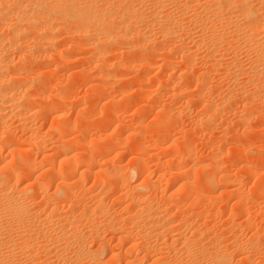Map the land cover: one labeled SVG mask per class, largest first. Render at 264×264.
I'll return each mask as SVG.
<instances>
[{
  "label": "rangeland",
  "instance_id": "obj_1",
  "mask_svg": "<svg viewBox=\"0 0 264 264\" xmlns=\"http://www.w3.org/2000/svg\"><path fill=\"white\" fill-rule=\"evenodd\" d=\"M113 1L107 0V3H105L104 0H99V3L101 2L100 4L103 6L104 4L102 2H104L105 5L107 4V7H110L113 3L116 4L122 1L121 5L124 4V6L132 9L135 5H140L143 1L145 2L146 7H144V2L142 3L143 9H147L142 11L143 14L146 12L142 19L145 23L141 24L140 20L136 24L138 31H141L140 33L145 35L143 37L146 38L142 40V37H138V39H141V43L137 42V37L136 39L132 37L133 39L129 41L126 40L129 45L125 40L123 44V39H121V42L120 40L110 41L104 31H102L103 34L100 32L103 29L97 30L94 28L96 32L99 31L97 34L95 31H91L92 28H88L90 25L84 27L86 28V37L82 36L83 32H81V35L80 33H74L72 35L73 26L65 23L62 27L63 29L61 28V35L60 32L54 35L57 40L50 34V36L47 35L48 32H41L42 35L37 31L30 32L31 34H29H33L32 36L26 35L27 37H18L19 41L26 37L27 42L26 40L20 41L22 46L19 45V48H17L18 51L13 52L9 48L15 50L18 45L9 42L6 38H9L8 35L10 36L11 33L7 29H5V32L4 28L2 27L1 29L0 27V40H3L2 37H4L7 43L12 44L11 46V44L9 45L4 42L5 50H3V54L5 53V55L3 56L5 58L2 56L4 62L8 61V64L12 62L13 64L11 63L10 65L13 68L15 67L16 71L17 65L24 63V60L20 58L28 50L30 52L26 54L29 55H24V58H26L25 61L30 59L31 61L29 62L32 63L34 60L32 64L25 62V64L29 63L31 66L25 64L23 66L20 65L22 67L20 71L23 70L21 73L17 70L19 72L18 74L15 72V75H19L17 76L18 80L17 78L14 79L16 82L13 80V85H11L18 86L20 84L18 87H21L22 93L25 92L26 100L22 99L23 109L14 112L9 111L5 117L6 121L5 118L2 120L3 122L0 121V123L2 122L0 124V126L2 125L0 127V145L4 147L0 151V154L2 153V156L0 155V167L2 166L0 168V174L10 170L12 166L21 171V174L18 175L19 180L18 178H13L14 180L11 179L12 182L10 181V183H13L12 186L18 192H20L19 190L22 192L27 189L32 194V191L28 188L31 186L36 187L35 191L37 189V194L34 193L32 194L33 197L29 196L28 198L29 200L31 199L30 204L37 205L36 207L38 208H46L52 200L53 195L51 194H54L58 190L59 180L56 181L54 179V174L59 170H61V173L63 172L61 175V179L63 180L61 181L65 180L64 182L67 183V185H61V190L66 186L69 189L67 193H62L65 197H61L60 203H57L60 206L56 204L58 208L60 207V210L58 209L54 213H49L41 209V211L35 213H24L22 220L24 225H30L36 230V233L34 231L29 233L30 238L26 236L20 240L17 237V230L21 227V222L17 218L11 216L3 220L7 221L5 224L9 223L12 225V236H14V239L16 238L18 244L16 246H24L23 248H16L17 251L12 256L13 259H11L14 262L11 264H18L20 260L22 264H37L36 261L41 260V255L43 256V254L40 253H44V249H38V251L35 247L37 244L44 243V240L41 238L42 225H46L47 228L52 227L55 218L59 221L61 220V223H64L66 227L63 224H61V227L63 225L65 229H67V226L69 227L72 221H77V224L84 226L81 231L82 234H85L84 230L90 225L89 222L91 220H88L89 218L93 219L91 224H98L100 221L102 223L105 219V222L108 219H113L115 221L117 220V222L119 221L120 223H118L121 227L122 224L125 227L127 225L130 226L132 224L130 221L139 219L140 215L133 217L131 215L133 212H129V214L128 211H123L124 207H130L131 205L130 196L127 198L128 194L126 192L131 193L132 190L135 191L133 188L140 183L146 186L141 190L146 197L154 201L163 199V202H165L163 205L172 204L169 202V199L171 197L175 198L174 201L171 199L173 203L175 202L171 206V209L173 210L174 208V210L166 214L164 219H167L166 221L170 219L173 223L176 222V225L183 224L181 230L182 232L184 230L183 237H194L193 239H195V242L191 245V251L195 250L193 253L196 255L199 253H196V251H199L203 245H207L211 251L218 250L217 252H221L223 255L227 253L225 255L227 257L226 263L223 264H264V88L260 90L261 94L263 93L260 95V91L258 90V85L261 84L260 81H256V83L255 81L245 83L241 77L234 80L237 83L232 82L233 79L228 76H231L230 73L233 71V66L237 65V63L239 64L241 60H244L242 56L239 57L238 55L237 57V53H233L232 51L231 53L233 55L229 53L224 57L225 60L221 58L218 62L215 59L216 56H219L217 53L209 52L210 54H208V50H205V48L208 44L209 47L210 45L212 46L213 42L214 44L217 43L215 44L216 46L220 45L219 43H223L227 47L228 45L230 46L229 41H226L228 38L223 37L226 39L224 40L220 37L219 39L220 33L218 26V29L217 27L214 28V34L211 33L214 37H211V40L215 39L211 43L210 36L212 35L209 32L213 30L208 31L210 28H206L207 31H202L204 34L201 33V38L203 39L197 40V36L193 37L190 34H186V30L188 33L190 32L189 29H192L191 24L183 22H181L183 24H177L179 22L176 20L175 23L168 22L166 14L174 13L173 10H175V7L179 6V0L175 7H173V2L169 3L173 6L171 5L170 7L168 4L169 7L166 9L167 11H164L165 14L163 11H160V13L163 12V17L160 13L157 17H159L161 23L159 19L156 23H152V21L155 22L157 20V17H152L154 7L151 4L155 2L153 0H142L141 2L138 0V4H136L137 0H131L132 2L129 5L130 0H127L128 2L126 0L124 1L127 3H124L123 0ZM130 5L134 6L132 7ZM149 5L153 7L152 10ZM176 10L175 14H178L180 12L179 8ZM110 14L112 15L113 13ZM115 15V18L119 17ZM146 18L147 21L150 18V23L146 21ZM115 20H113L114 24L110 22L112 24L109 23V25H116L117 23L115 22H118L119 19L117 21ZM120 20L122 22L121 18ZM120 20L118 27L121 25ZM165 24H167L166 26L170 24V28L173 26L171 30L178 29L177 32H174V35L173 32L169 33L170 35H166L162 31L165 29ZM66 25L68 27H65ZM180 26H183L184 30L179 34V30H182ZM91 27L93 26L91 25ZM114 27L112 28L114 29ZM150 27L153 29L151 30ZM217 30L219 35L215 33ZM89 31L92 33H89ZM36 32L40 33L39 35L43 37L41 38ZM87 33L89 36L91 35V38ZM151 33L156 35L154 36ZM94 34H97L98 38ZM29 36L30 38H28ZM147 36L148 38H153L147 39ZM83 37H85L84 40ZM18 38L15 39L18 40ZM39 39H43L42 42ZM52 39L55 44H50L49 41L53 42ZM207 39L208 41H206ZM221 39L226 43L220 42ZM44 40H48L47 43ZM38 41L41 44L44 42L41 45L42 47L38 45ZM107 41L112 43L106 44L108 43ZM113 41L116 43L114 44ZM199 41L203 42L202 47H197ZM147 42L149 45L146 44ZM25 43L29 44V47L34 46L33 49L35 48V44L38 46H36L35 50L32 49L33 51H31V48ZM45 43L49 46H45ZM205 44L206 47H204ZM143 45L145 46L143 47ZM20 47H27L25 48L26 51L23 49L19 50L21 49ZM19 52L21 54L18 58ZM7 53H9V56ZM211 53L213 54L212 59ZM234 55L236 56L235 58L233 57ZM7 57L10 58L7 59ZM14 62L16 66H14ZM216 62L217 64H215ZM214 64L215 66L219 64L218 68L213 66ZM232 64L233 66L229 67ZM17 68L19 69V66ZM21 78L26 82H22ZM240 79L243 81H240ZM39 82L40 84H38ZM14 83L19 84L14 85ZM238 83L239 85H243H240V87ZM34 84L36 87H33L35 86ZM24 87L27 88L24 89ZM239 88H242L243 92L242 90L237 92ZM231 92L235 95L234 99L225 101L227 95ZM244 92L247 96L244 95ZM16 112H18L19 117L16 115ZM20 112L24 114V117H22L26 120L22 121V117L20 118L22 114ZM207 117L209 118L207 122L205 121L206 119L204 120L205 122L203 120L201 121V119ZM7 123L8 125H6ZM154 126H158L159 128L157 133H153L152 131ZM3 127L4 130H1ZM163 127L164 129H161ZM158 138L162 140L159 141L160 139ZM31 142L37 143V149L28 155L27 151L30 148ZM92 144L96 145L95 150H93L94 152L90 150ZM182 144H185L184 147H182ZM143 148L144 150L142 151L141 149ZM188 148L191 149L189 150ZM187 151L191 153L189 154ZM135 156L140 159L136 160L138 162L137 164L143 166L145 170V172L143 171L139 175L136 169ZM175 158H178L180 161L178 164L180 167L178 166L176 168L181 172L180 178L170 168ZM216 158H218V161L214 162L215 160L213 159ZM28 159H32L36 169L32 173H23V163ZM88 164L91 165L89 166ZM145 165L147 166L146 169L144 167ZM213 166L216 168L214 169ZM133 171L134 173H132ZM127 175L130 176L129 182L131 181L129 186L126 184L127 182L123 181L125 179L124 176ZM228 176L229 179H227ZM230 177L233 179L231 181L234 184L228 181V184L225 185L227 183L226 180H230ZM223 178H226V183ZM53 179L54 182H52ZM111 180L115 181L114 184L116 187L113 190L109 189L110 186L107 187ZM187 181L197 189L201 188L202 190L203 188L202 191L200 190L203 193L208 190L206 189V184H212L214 182L213 184L215 185L212 184L210 192H205L208 195L209 193L210 195L214 194L210 197L208 196L209 198L207 196L205 198L204 195H199L200 198L192 191H188V188L180 187V183L186 185ZM49 182L51 183L49 188L43 189L45 184ZM148 182L156 184L159 191L155 189L157 190L155 192V190L148 188ZM201 184L202 187H200ZM15 186H18V188ZM179 187L182 188L181 192L183 191L184 197L180 205L177 202L180 197L178 195L180 193L178 191L180 189ZM96 193L103 197L102 202L104 203L95 213L92 209L97 206L98 202L91 198ZM121 193L127 194L125 195L126 198ZM29 200L27 201L28 204ZM42 200L45 204L47 201L49 202L45 205L41 202ZM237 200H242L240 204L243 205H239L240 201L236 202ZM40 203L41 205L43 204L41 207H39ZM178 206L180 209H178ZM87 208L91 210L89 209V211ZM84 210L88 212L86 213ZM207 212H211L213 215H209L211 213ZM92 215L96 217V221H94L95 217ZM108 215L112 217L109 218ZM81 216L84 217L82 218ZM78 218H82V220H78ZM85 218L86 220H84ZM63 220L66 221L62 222ZM84 221L88 222L86 223ZM230 224L233 225L232 227L237 228H234L235 230L229 229L231 227ZM185 226L190 228L186 229ZM201 227H204L206 230L200 229ZM196 228H199V230L195 231ZM109 230H105V228L95 230V233H100L94 234L95 236L92 234V237L91 235L86 237L88 248L86 247L85 250L87 251L89 249L92 253H97L98 251L97 255L99 254V259L102 264H167L168 260H170L168 262L173 260V263L177 264L178 262L175 261L179 260L177 259L178 256H181L178 250L179 247L169 248L170 244L168 243L171 240L169 242V239H165L168 241L166 245L168 246V248L166 247L168 250L165 248L166 253L163 251L164 253L160 252L162 254H159L158 252L152 256L153 258L151 257V260H144V262L141 260L143 253L142 246L139 244L140 240L138 236L140 235V231L138 229H133L130 233H126V229H118L120 231L115 229V232H109ZM46 232L49 239L48 249L54 244L53 242L57 238L64 240L67 237L63 238L61 236V230L59 229L57 231L50 230ZM69 232L71 231H66V234L72 237L74 233L71 235ZM81 232L79 233L81 234ZM120 235H124V237L121 238ZM94 237L95 239L97 238L96 241ZM125 239H128L126 241L128 244H125ZM234 239L239 240L241 245H232L231 242ZM62 240L61 242H64ZM89 241H93L91 243L92 245ZM216 244H219L218 247ZM27 245L28 247L26 248ZM31 245L35 246L33 247L34 249H30L32 247ZM1 246L0 249L5 250ZM69 247H71H67L69 252L67 250L65 252H68L67 255H71L74 261L76 249L74 250V246ZM171 251L173 254H171ZM32 252H36V254L39 252V256L37 255L33 258L31 256ZM177 254L179 255L177 256ZM208 254L206 252L204 256L206 260H210L209 263L203 260V255L200 256V260L196 263L211 264L212 258ZM174 255L175 257H173ZM244 256L247 258L246 260H243L245 259ZM71 257L69 256V258ZM229 257L231 258L228 259ZM242 257L243 259H241ZM31 259L35 261L33 262ZM99 259L93 256L89 264H98L97 261ZM180 262L178 264H182ZM72 263L74 264L76 262ZM55 264H61V261H56ZM212 264L216 263L213 262Z\"/></svg>",
  "mask_w": 264,
  "mask_h": 264
},
{
  "label": "bare ground",
  "instance_id": "obj_2",
  "mask_svg": "<svg viewBox=\"0 0 264 264\" xmlns=\"http://www.w3.org/2000/svg\"><path fill=\"white\" fill-rule=\"evenodd\" d=\"M101 1V0H100ZM107 1V0H106ZM105 0H104V2L105 3H107ZM109 1H111V0H109ZM115 1V0H114ZM113 1V2H114ZM117 1H119V0H117ZM125 0H123V2H124ZM127 1V0H126ZM133 1H135V0H133ZM142 0H140V2H141ZM146 1V0H145ZM153 1H155L154 2V4H151V6L153 5V7H154V12H153V16L152 17H157L158 16V14L160 13V11H165L166 9H168V7H169V5H170V7H171V5L173 6V7H175L176 6V4H177V2H178V0L176 1V0H153ZM104 2H102L104 5H105V3ZM116 2V1H115ZM121 2L122 1H120V3L119 2H117L118 3V5H117V3L115 4V3H113V4H115V5H111L110 6V4H108L110 7H107V4L104 6H101V2L99 3V0H0V27H1V29H2V27L4 28V30L5 29H7L8 30V32H10L11 33V35L9 36L8 35V37L9 38H6V39H8L9 40V42H11V43H16V45H18V47H16V46H14V47H16L15 48V50H12L11 48H9V50H11V51H16L17 50V48H19V45L20 46H22L21 45V43H20V41L22 42L23 40H26V35H30L32 32H34V31H37V32H48V34L47 35H51V36H53V37H55L54 35L55 34H57V33H59L60 31H61V28L63 27V25H65V23H68L69 25H72L73 27H72V35L74 34V33H77V34H79L80 33V35H81V32H83V34H82V36H85L86 37V34H85V29L86 28H84L85 26H89L88 28H92V30L91 31H95L96 32V30H94V28L95 29H97V30H100V29H103V30H100V32H102V31H104L105 32V34H106V37L107 38H109L110 39V41L111 40H114V41H116V40H120V42L122 41L121 39H123V44H124V40H125V42H126V40H131V39H133V38H135L136 39V37H137V42H139V43H141L142 41H140L141 39H138V37H142V40H143V38L144 39H146L145 37H143V36H145V35H142L139 31H138V29H137V26H136V24L138 23V22H140V20H141V24H144L145 22L144 21H142V19H143V16H144V14L146 13H142V11L143 10H147L146 8L145 9H143V5H142V3L144 2H142L140 5H130V6H132L133 8L131 9V8H129L128 6H124V4L123 5H121ZM128 2V1H127ZM127 2H124V3H127ZM130 2H132L131 0L129 1V3H128V5L129 4H131ZM137 3L136 4H138L139 2H138V0L136 1ZM173 2V3H172ZM112 3V2H111ZM135 3V2H134ZM153 3V2H152ZM169 3H172V4H169ZM169 4V5H168ZM179 6H176L177 8H179V10H180V12L178 13V14H175V12L177 11L176 9V7H175V10H173L172 8H171V10H173L174 11V13L173 12H171V13H168V12H166V13H168V14H166L167 15V20H168V22H172V23H175V20L176 21H178L179 23H177V24H183V23H187V24H191L192 25V29H189L190 30V32H188L187 33V30H186V34H190V36H197V40L198 39H203V38H201V33L202 34H204L202 31L204 30V31H207L206 30V28L208 29V28H210V29H208V31L209 30H213V31H211V32H209L210 33V35H212L211 33H213L214 32V28L215 27H219V33H220V36H219V39H220V37L221 38H223V37H226V39L228 38V40H226V39H224V40H226V41H229L228 43L230 44V46L228 45V47L227 46H225L223 43H219L220 45H215V44H217V43H215L214 44V42H213V45L211 46L210 45V47L207 45V47H206V44L204 45V47H206L205 48V50L207 49L208 50V54H210L209 52H215V53H217L219 56H216L215 57V59H216V61L218 62V61H220V59L222 58V59H224V57H226L229 53L230 54H232L233 55V53H237L236 54V56L238 57V55H239V57L240 56H242L243 58H244V60H241L240 61V63L238 64L237 63V65H234L233 66V64L231 65V66H229V67H232L233 66V71L230 73V75L231 76H228V77H230V78H232L233 79V81L232 82H234V80H237V79H239V78H241L242 77V79L245 81V83H248V82H254L255 81V83H256V81H260V85H258V90L260 91V90H263L262 88H264V0H179ZM126 5V4H125ZM144 5H145V2H144ZM150 6V5H149ZM149 6H147V7H149ZM150 6V7H151ZM144 7H146V5L144 6ZM153 7H151V10L153 9ZM150 9V8H149ZM151 10H149V11H151ZM170 10V9H169ZM178 10V11H179ZM167 11V10H166ZM163 12L162 13H160L161 14V16L163 15ZM110 13H113L112 15H113V18H112V15L110 14ZM116 15H118L121 19H122V22H121V20H120V18L118 17V18H115L114 17V15L115 14ZM152 13V12H151ZM164 14H165V12H164ZM115 15V16H116ZM160 16V17H161ZM117 17V16H116ZM145 17H147V16H145ZM144 17V18H145ZM163 17V16H162ZM115 20V21H117L118 19L120 20V24L121 25H119L120 27H118V22H119V20H118V22H115V23H117L116 25H113V26H115L114 27V29L109 25V23L110 22H113V20ZM155 19V18H154ZM157 20H155V22L154 21H152V23H156L157 21H158V19H159V17H157L156 18ZM165 19V18H164ZM149 20H150V18L148 19V21H147V18H146V21L147 22H149ZM152 20H153V18H152ZM174 22H173V21ZM151 21V20H150ZM164 21V20H163ZM143 22V23H142ZM159 22L161 23V21H160V19H159ZM165 22H166V19H165ZM181 22H183V23H181ZM150 23V22H149ZM163 23V22H162ZM110 24H112V23H110ZM113 24H114V22H113ZM164 24V23H163ZM186 24V25H187ZM91 25L93 26V27H91ZM153 25V24H152ZM167 24H165V29L164 30H162V31H164V33L166 34V35H168L169 33H172L173 32V35H174V32L176 33L177 32V30H171V28H173V26L170 28L169 26H171L170 24H168V26H166ZM172 25H174V24H172ZM185 25V24H184ZM190 25V26H191ZM110 26V27H109ZM139 26V25H138ZM142 26V25H141ZM147 26H150V25H147ZM154 26V25H153ZM175 26H176V24H175ZM190 26H189V28H190ZM65 27H68L67 25L65 26ZM64 27V28H65ZM70 27V26H69ZM118 27V28H117ZM140 27V26H139ZM138 27V28H139ZM218 27H217V29H218ZM87 28V30H89ZM180 28L182 29V30H179V34H180V32L181 31H183L184 29V27L182 26H180ZM202 28V29H201ZM63 29V28H62ZM66 29V28H65ZM140 29V28H139ZM143 29V28H142ZM147 30H148V28H146ZM150 29H151V27H150ZM153 29V28H152ZM151 29V30H152ZM3 30V31H4ZM68 30V29H67ZM70 30H71V28H70ZM87 30H86V32H87ZM188 30V31H189ZM91 31H89V33L91 32ZM146 31V30H145ZM155 31V30H154ZM161 31V32H162ZM216 31V30H215ZM5 32H6V30H5ZM31 32V33H30ZM36 32V33H37ZM67 32V31H66ZM71 32H70V34H71ZM98 32L99 31H97L96 33L98 34ZM143 32V31H142ZM157 32V31H156ZM9 33V34H10ZM30 33V34H29ZM36 33H35V35H36ZM40 33H37L38 35L40 34ZM92 33V32H91ZM94 33V32H93ZM150 33V32H149ZM208 33V34H209ZM215 33H217L218 34V30H217V32H215ZM8 34V33H7ZM77 34H75V35H77ZM97 34H94V36L95 35H97ZM102 34H103V32H102ZM104 34V35H105ZM143 34H145L144 32H143ZM152 34V33H151ZM178 34V35H179ZM214 34V33H213ZM33 35V34H32ZM32 35H30V36H32ZM41 35H42V33H41ZM41 35H39L40 37H41ZM49 35V36H50ZM59 35V34H58ZM60 35H61V32H60ZM87 35L89 36V34L87 33ZM101 35V34H100ZM146 35H147V33H146ZM150 35V34H149ZM148 35V36H149ZM152 35H154V34H152ZM156 35V34H155ZM154 35V36H155ZM164 35V34H163ZM170 35V34H169ZM175 35H177V34H175ZM216 35V34H215ZM214 35V36H215ZM219 35V34H218ZM5 36V35H4ZM24 36H26L25 37V39H20V41H19V38L18 37H24ZM30 36L28 37V38H30ZM46 36V35H45ZM44 36V37H45ZM70 36V35H69ZM92 36H93V34H92ZM102 36V35H101ZM148 36H147V39H151V38H153V37H149L148 38ZM151 36V35H150ZM172 36V35H171ZM180 36V35H179ZM181 36H182V33H181ZM185 36V35H184ZM186 36H188V35H186ZM205 36H206V34H205ZM5 37H7V36H5ZM38 37V36H37ZM43 37V36H42ZM41 37V38H42ZM73 37V36H72ZM85 37H83V40H84V38ZM90 38H91V35L89 36ZM88 37V38H89ZM96 37V36H95ZM100 37V36H99ZM133 37V38H132ZM178 37V36H177ZM202 37H203V35H202ZM211 37H213V35L212 36H210V40H211ZM15 38H18V40H16ZM27 38V39H28ZM32 38V37H31ZM39 38V37H38ZM49 38V37H48ZM56 38V37H55ZM54 38V39H55ZM92 38H94V37H92ZM97 38H98V35H97ZM105 38V37H104ZM155 38V37H154ZM214 38V37H213ZM212 38V39H213ZM215 38H216V36H215ZM2 39L4 40L5 38L4 37H2ZM12 39H13V41H12ZM35 39H37L36 37H35ZM50 39H51V37H50ZM100 39H103V38H100ZM109 39H107V40H109ZM206 39V38H205ZM218 39V38H217ZM219 39H218V42H219ZM0 40V121H2V120H4V118L6 117V114H8V112L9 111H18V110H21V109H23V101H22V99H25V97H26V94H25V92L24 93H22V89H21V87H18V86H11V85H13V83H12V81L14 80V79H16L17 78V76H19V75H15V72H16V74H18L19 72L18 71H20V68H22V67H20V65H22L23 66V64H25V62H29V61H31L29 58V60H27V61H25L26 60V58H24V55H29V54H26V53H28V52H30L29 50H28V52H23V51H21L22 53H25V54H23L22 55V57L20 58L21 60H24V63H21L20 65L18 64L17 65V67L19 66V69L16 67V69L18 70H16L15 71V67L13 68V67H11V63H7L6 61L4 62V60H2L3 58H2V56L3 55H5V53L3 54V50H5L4 49V47H5V44H4V42H6L7 43V41L6 40ZM11 40V41H10ZM40 40V39H39ZM43 40V39H42ZM42 40H40L41 42H42ZM56 40H57V38H56ZM88 40H90V39H88ZM94 40V39H93ZM106 40V39H105ZM154 40V39H153ZM209 40V41H210ZM213 40H215V39H213ZM213 40H211V43H212V41ZM46 43H47V41L48 40H44ZM52 41H53V39H52ZM108 42V43H106V44H109V43H112V42ZM113 41V43L115 44L116 42H114ZM128 41L126 42V43H128ZM134 41V40H133ZM146 41V40H145ZM145 41H143L144 43H145ZM206 41H208V39L206 40ZM7 43V44H11V43ZM25 42V41H24ZM26 42H27V40H26ZM34 42V41H33ZM37 42V41H36ZM39 42V41H38ZM50 42V44L51 43H54V41L53 42H51V41H49ZM118 42V41H117ZM200 42V41H199ZM198 42V44H197V47H200L201 45H202V43L203 42H200L199 43ZM217 42V41H216ZM220 42H224L222 39L220 40ZM45 43V46L47 45ZM135 43V42H134ZM210 43V42H209ZM224 43H226V42H224ZM227 43V44H228ZM28 47H29V44H27V43H25ZM42 44H44V42L42 43ZM40 42H39V44L38 45H40V47H42L41 45H42ZM55 44V43H54ZM53 44V45H54ZM77 44H80V43H77ZM118 44H120V43H118ZM146 44H148V42L146 43ZM145 44V45H146ZM226 44V45H227ZM24 45V44H23ZM33 45V44H32ZM38 45H36L35 44V48H36V46H38ZM105 45V44H104ZM121 45V44H120ZM119 45V46H120ZM126 45V44H125ZM128 45H129V43H128ZM132 45V44H131ZM135 45V44H134ZM138 45V44H137ZM140 46H141V44H139ZM145 45H143V47L145 46ZM149 45V44H148ZM8 46V45H7ZM11 46H12V44H11ZM25 46V45H24ZM44 46V45H43ZM47 46H49V45H47ZM51 46V45H50ZM117 46V45H116ZM203 46V45H202ZM201 46V47H202ZM33 47L34 46H30L29 48H31L30 50L31 51H33V50H35V48L33 49ZM135 47H136V45H135ZM217 47H219V49H217ZM7 48V47H6ZM21 48V47H20ZM25 48H27V47H25ZM25 48H21V49H19V50H25ZM56 48V47H55ZM108 48V47H107ZM109 48H110V46H109ZM117 48V47H116ZM33 49V50H32ZM106 49V48H105ZM104 50V49H103ZM125 50V49H124ZM197 50H199L198 48H197ZM217 50V51H216ZM7 51V50H6ZM18 51V50H17ZM26 51V50H25ZM122 51H123V48H122ZM233 51V53H231ZM97 52H99V51H97ZM101 52H103V51H101ZM118 52V51H117ZM120 52V51H119ZM205 52H207V51H205ZM9 53H11V52H9ZM9 53H7V55L9 54ZM16 54V53H15ZM20 52H19V56H18V58L20 57ZM56 54H57V52H56ZM212 54V53H211ZM252 56H251V55ZM52 55V54H51ZM253 55H254V57H253ZM9 56V55H8ZM212 56H213V54L211 55V59H212ZM235 55L233 56L234 58L236 57ZM4 57V56H3ZM210 57V56H209ZM5 58V57H4ZM10 57H7V59H9ZM234 58H233V61H234ZM32 59V58H31ZM213 59H214V57H213ZM214 59V60H215ZM225 60V59H224ZM230 60V59H229ZM239 60V59H238ZM237 60V61H238ZM9 61H11V60H9ZM34 61V60H33ZM33 61H32V63H33ZM244 61V62H243ZM23 62V61H22ZM217 62L215 63V64H217ZM223 62V61H222ZM230 62V61H229ZM30 64H32L31 62H29ZM29 63L27 64H25V65H29ZM226 63V62H225ZM225 63H224V65H225ZM232 63H235V62H232ZM13 64V63H12ZM14 64H15V62H14ZM215 64L213 65V66H215ZM220 64V63H219ZM218 64V65H219ZM229 64V63H228ZM231 64V63H230ZM25 65H24V67H25ZM35 65V64H34ZM211 65V64H210ZM218 65L217 66H215V67H217L218 68ZM223 65V64H222ZM14 66H16V64L14 65ZM29 66H31V65H29ZM33 66V65H32ZM212 66V67H213ZM27 68V67H26ZM34 68V67H33ZM13 69H14V71H13ZM25 69V68H24ZM32 69V68H31ZM23 70V69H22ZM21 70V71H22ZM27 70H28V68H27ZM230 70V69H229ZM232 70V69H231ZM21 71H20V73H21ZM24 72V71H23ZM28 73V72H27ZM227 73H228V71H227ZM225 75V74H224ZM23 76V75H22ZM26 77V76H25ZM40 79V78H39ZM228 79V78H227ZM231 79V80H232ZM242 79H240V81H243ZM17 80H18V78H17ZM21 80H22V82H24L25 80H23L22 78H21ZM27 80H28V78H27ZM33 80V79H32ZM32 80H30L31 82H32ZM15 81V80H14ZM230 81V80H229ZM239 81V80H238ZM16 82V81H15ZM26 82V81H25ZM31 82H30V84H31ZM45 82V81H44ZM34 83V82H33ZM234 83H237V81L236 82H234ZM244 83V82H243ZM15 83H14V85H16ZM38 84H40V82L38 83ZM229 84V83H228ZM251 84V83H250ZM35 85V84H34ZM43 85H45L44 83H43ZM235 85V84H234ZM238 85H239V83H238ZM240 85H243V84H240ZM239 85V86H240ZM245 85V84H244ZM247 85V84H246ZM249 85V84H248ZM237 86V85H236ZM251 86V85H250ZM255 86V85H254ZM23 87V86H22ZM33 87H36V85L35 86H33ZM235 87V86H234ZM238 87V86H237ZM241 87V86H240ZM242 87H245V86H242ZM25 88H27V87H24V89ZM246 88V87H245ZM244 88V89H245ZM30 89H31V87H30ZM253 90H254V88H252ZM256 89H257V87H256ZM240 90H242V92H243V89L242 88H239L238 90H237V92L238 91H240ZM252 90V91H253ZM28 91V90H27ZM26 91V92H27ZM247 91V90H246ZM227 92V91H226ZM249 92V91H248ZM255 92V91H254ZM254 92H253V94H254ZM28 93V92H27ZM40 93H41V91H40ZM240 93V92H239ZM228 94V93H227ZM237 94V93H236ZM246 93L244 92V95H245ZM248 94V93H247ZM256 94V93H255ZM259 94V93H258ZM263 94V93H262ZM261 94V91H260V95H262ZM28 95H30V94H28ZM27 95V96H28ZM39 95V94H38ZM243 95V94H242ZM241 96V95H240ZM245 96H247V95H245ZM248 96H249V94H248ZM264 96V95H263ZM234 97H235V95L231 92V93H229L228 95H227V97H226V100L225 101H228V100H232V99H234ZM257 97H259V96H257ZM262 97V96H261ZM245 98V97H244ZM251 98H253V97H251ZM249 99V98H248ZM261 99V98H260ZM263 99H264V97H263ZM26 100V99H25ZM24 100V101H25ZM28 102V101H27ZM24 104H25V102H24ZM214 107V106H213ZM12 112V113H13ZM22 112V111H21ZM20 112V113H21ZM26 112V111H25ZM17 114V116L19 115L18 114V112H16ZM23 113H24V110H23ZM23 113H21L22 115H20V118L24 115ZM14 114V113H13ZM9 115H10V113H9ZM9 115H8V118H9ZM248 115H250V114H248ZM19 117V116H18ZM24 117V116H23ZM23 117H22V119H23ZM209 117H210V115H209ZM12 118V117H11ZM26 118H28V117H26ZM15 119V118H14ZM206 119V120H205ZM207 119H209L208 117L207 118H203V119H201V121L203 120H205L206 122H207ZM24 120H26V119H23L22 121H24ZM28 120V119H27ZM5 121H6V118H5ZM20 121V120H19ZM204 121V122H205ZM3 122V121H2ZM1 122V123H2ZM0 123V124H1ZM6 125H8V123L6 124ZM26 125V124H25ZM31 125V124H30ZM29 125V126H30ZM2 126V125H1ZM0 126V127H1ZM3 126H4V124H3ZM160 126V125H159ZM6 129H7V127H5ZM62 128V127H61ZM5 129V130H6ZM153 130V133H157L158 131H159V128H158V126H154V128H152ZM161 129H164V127L163 128H161ZM1 130H4V127H3V129L1 128ZM1 132V131H0ZM6 132V131H5ZM163 132V131H162ZM4 134V133H3ZM141 136V135H140ZM139 136V137H140ZM141 138V137H140ZM158 139H160V138H158ZM158 139H157V141H158ZM162 139H160L159 141H161ZM163 142H165V141H163ZM98 143V142H97ZM156 143H158V142H156ZM188 144V143H187ZM143 145V144H142ZM183 145V144H182ZM185 145V144H184ZM184 145L182 146V147H184ZM101 146V145H100ZM177 146V145H176ZM186 146H188V145H186ZM141 147H143V146H141ZM145 147V146H144ZM2 148H4L3 147V145L1 146L0 145V151H1V149ZM95 148H96V145H93L92 144V146H90V150L91 151H93V150H95ZM140 148V147H139ZM147 148V147H146ZM35 149H37V143L35 144V143H33V142H31L30 143V148L28 149V151H27V153H28V155H30ZM138 149V148H137ZM136 149V150H137ZM178 149H179V147H178ZM182 149V148H181ZM184 149V148H183ZM189 149V148H188ZM187 149V150H188ZM191 149V148H190ZM189 149V150H190ZM222 149V148H221ZM142 151L144 150V148L143 149H141ZM186 150V149H185ZM69 151V150H68ZM179 151V150H178ZM94 152V151H93ZM186 152V151H185ZM188 153H189V151H187ZM178 153V152H177ZM181 153V152H180ZM188 153H186V154H188ZM191 153V152H190ZM189 153V154H190ZM222 153V152H221ZM188 154V155H189ZM218 154V153H217ZM1 156H2V153L0 154ZM0 156V157H1ZM69 156V155H68ZM187 156V155H186ZM190 156V155H189ZM215 156V155H214ZM217 156H219V155H217ZM32 157V156H31ZM67 157V156H66ZM66 157H65V159H66ZM182 157V156H181ZM220 157V156H219ZM179 158H180V155H179ZM190 158H191V156H190ZM215 158V157H214ZM68 159V158H67ZM70 159V158H69ZM135 161L138 159L137 158V156H135ZM217 159V160H216ZM216 159H213V160H215L214 162H216V161H218V158H216ZM88 161H89V159H87ZM138 160H140V159H138ZM87 161V163H89ZM199 161V160H198ZM179 159L178 158H175V159H173V163L171 164L172 166L170 167L171 168V170H173V173L175 174V175H177L179 178H180V175H181V172L180 171H178L176 168H178V166L180 167V165H178L179 164ZM197 162V161H196ZM90 163H91V161H90ZM138 162L136 161V169H137V172H138V175L139 174H141V173H143V171L145 172V170H144V168H143V166H140L139 164H137ZM139 163H140V161H139ZM199 164V163H198ZM205 164H206V162H205ZM217 164H218V162H217ZM10 165V164H9ZM89 166L91 165V164H88ZM197 165V164H196ZM213 165V164H212ZM194 166V165H193ZM198 166V165H197ZM196 166V167H197ZM203 166V165H202ZM11 167V166H10ZM13 167V168H12ZM11 167V169L10 170H7L6 171V169H4L6 172L4 173V172H2L3 174H0V246L1 247H3V248H5V250H2V249H0V264H11V263H13L14 261L13 260H11V259H13L12 258V256L14 255V253L17 251V249L16 248H23L24 246H19V247H17L16 245H18L17 244V241H16V238L14 239L13 237L14 236H12V225L11 224H5L7 221H3L5 218H9V217H11V216H13V217H15V218H17L18 219V221L19 222H21V227H19V229L17 230L18 232L16 233L18 236L17 237H19V239L21 240L22 238H24V237H26V236H28L29 237V233L31 232V231H34V233H36L35 231V229L34 228H32L30 225H24V222L22 221L23 220V215H24V213H35V212H38V211H41V209H42V211H44V212H49V213H54L55 211H58V209L60 210V207L58 208V206H56V204L59 202L60 203V201H61V199L62 198H64L65 196L64 195H62V193H67L68 191H69V189L67 188V186L66 187H64L62 190H61V185L63 186V185H67V183L66 182H64V181H61V180H63V179H61V175H62V173H61V170H57L58 172L57 173H55L54 174V179L57 181V180H59V182H58V186H57V188H58V190H56L55 192H54V194H51V195H53V197H52V200L50 201V198H49V201H47V203H48V205H47V207L45 208V207H43L44 208V210H43V208H38V207H36L37 205H34V204H30V200H29V196H31V197H33V195L32 194H34V193H36V191H37V189H36V191H35V188L36 187H34V186H29L30 188H28V189H30L31 191H32V194L30 193V191L29 190H25V191H22L21 192V190H19L20 192H18L17 191V189H15L13 186H12V184L13 183H10V181H11V179L12 180H14L13 178H18V175L19 174H21L20 172L21 171H19L16 167L14 168V166H12ZM145 167V169H146V165L144 166ZM195 167V166H194ZM212 167V166H211ZM214 167V166H213ZM0 168H2V166L0 167ZM4 168H5V166H4ZM216 167H214V169H215ZM22 169H23V173H32V172H34V170L36 169V167H35V165H34V162H32V159L31 160H25L24 161V163H23V167H22ZM59 169H61V168H59ZM192 169H194V168H192ZM217 169H218V167H217ZM220 169V168H219ZM21 170V169H20ZM133 170V169H132ZM147 170H149V169H147ZM200 170V169H199ZM204 170V169H203ZM212 170V169H211ZM135 171V170H134ZM134 171L132 172V173H134ZM136 172V173H137ZM61 173V174H60ZM193 173V172H192ZM203 173V172H202ZM131 174V173H130ZM199 175H200V173H198ZM124 175V174H123ZM122 175V176H123ZM143 175V174H142ZM202 176V175H201ZM138 177V176H137ZM150 177V176H149ZM52 178H53V175H52ZM111 178V177H110ZM124 180L123 181H125V182H127L126 184L129 186L130 185V182H129V178H130V176H124ZM192 178V177H191ZM190 178V179H191ZM199 178H200V176H199ZM54 179H53V181L52 182H54ZM148 179V178H147ZM193 179V178H192ZM197 179V178H196ZM195 179V180H196ZM224 179V182H225V179L226 178H223ZM223 179H221V180H223ZM227 179H229V176H228V178ZM18 180H19V178H18ZM38 180V179H37ZM194 180V179H193ZM205 180V179H204ZM213 180V179H212ZM231 180H233V179H231V177H230V180H226V184L225 185H227L228 184V181H229V183H232L233 181H231ZM122 181V182H123ZM190 181V180H189ZM197 181V180H196ZM231 181V182H230ZM235 181V180H234ZM12 182V181H11ZM17 182V181H16ZM19 182H21V181H19ZM35 182H36V180H35ZM114 182L115 181H112L111 180V182L109 183V185H107V187H109V189H114V187H116L115 186V184H114ZM199 182V181H198ZM202 182H203V180H202ZM15 183V182H14ZM37 183V182H36ZM184 183H186V182H184ZM196 183V182H195ZM214 183V182H213ZM212 183V184H213ZM32 184H34V183H32ZM50 182L49 183H46L45 184V187L43 188V189H45V188H49V186H50ZM198 184V183H197ZM212 184H206V189H208V190H206L205 192H210V190L212 189ZM217 184V183H216ZM233 184H234V182H233ZM38 185V184H37ZM59 185H60V187H59ZM180 187H185V189L186 188H188L187 190L188 191H192L195 195H204L205 196V198H206V196H207V198H209L210 196H212V195H210V193H209V195L208 194H206L205 192L203 193V192H201L202 190H203V188H202V190H201V188L200 189H197V188H195L194 186H192V185H190V182H188L187 181V183H186V185L185 184H181L180 183ZM183 185H185V186H183ZM213 185H215V184H213ZM136 186V187H135ZM134 187L135 188H133L135 191H133L132 190V192L131 193H129V192H126L127 194H128V196H127V198L130 196V203H131V205H130V207L129 206H127L126 204V208L124 207V209H123V211L125 210V211H128V213L129 212H133L131 215H133V217L134 216H139L140 215V218L139 219H134V220H132V221H130V222H132V224L130 225V226H128L127 225V227H125V225L123 226V224H122V227L119 225V223L117 222V220L115 221V220H113V219H111V220H107V222H105V220L102 222V223H96V224H91L92 222V218L90 219H88V220H91L89 223H90V225H88L87 227V229L86 230H84L85 232V234H86V232H87V234L85 235V234H82V230H83V228H84V226L83 225H80V224H77V221H72L71 222V224L69 225V227L67 226V229H65V225H64V223H61V220L59 221V220H57V218H55L54 219V221H53V226L52 227H50V228H47V226L46 225H42V229H41V231H42V240H44V243H41V244H37L36 245V247L35 246H33V245H31L30 247V249H34L33 247H35V249H44V253H40V254H43V256L41 255V260H39V261H36L37 262V264H55V262L56 261H61V264H62V262H63V264L64 263H72V262H76V263H74V264H89V262H90V260L93 258V256L94 257H96V258H98L99 259V254L97 255V253H98V251L97 250H95V251H97V253H92V251H90L89 249L86 251L85 249H86V247L88 248V246H87V236H90L91 235V237H92V234L94 235H96V234H98V233H100V232H98V233H95V230H99V229H102V228H105V230L106 229H110L109 230V232L110 231H113V232H115L114 230L115 229H120V230H127V232L126 233H130L133 229H138L140 232V235L138 236L139 237V244L142 246V253H143V257L141 258V260H151V257L154 255V254H157L158 252H159V254H162V253H160V252H165L166 251V249L168 248V246H166L167 245V242L168 241H166L167 239H169V242H170V240H171V242L170 243H168V244H170V246H169V248L171 247H173V248H175L176 246H178L179 248H178V250L180 251V253H181V256L179 257L178 255L180 254H177V256L179 257H177V259H179V260H177V261H175V262H178L179 263V261H181L180 263H182V264H195L198 260H200L199 258H200V256H204V254H206V252H207V254L209 253L210 254V257L212 258H210L211 259V262L213 263H216V264H223V263H226V259H227V257L225 256L226 254H221V252L219 253V252H217L218 250H216V251H211V250H209L210 248L209 247H207V245H203L202 247H201V249L199 250V251H196V253L197 252H199L198 253V255H196L195 253H193L195 250H193V251H191V245L195 242V239H193V238H184L183 236H184V230H183V232L181 231L182 230V225H176L175 223H173V221H170V219L168 220V221H166L167 219H164V217H165V215L166 214H168L169 212H171V206H172V204H174L172 201H174L175 200V198H170L169 200V202L170 203H172V204H169V202L167 201V203L169 204V205H163L165 202H163V199L162 200H160V201H154V200H152V199H150L149 197H146L145 195H144V193H143V191H141V190H143L142 188H144V187H146L144 184H138V185H135ZM148 188H151L152 190H155V189H157V185L156 184H153V183H149L148 182ZM187 186V187H186ZM220 186V185H219ZM218 186V187H219ZM15 187H17L18 188V186H15ZM179 187V188H180ZM200 187H202V184H201V186ZM217 187V188H218ZM226 187V186H225ZM118 188V187H117ZM116 188V189H117ZM159 188V187H158ZM220 188V187H219ZM227 188V187H226ZM46 189V190H47ZM116 189H115V191H116ZM181 189L182 188H180L178 191L180 192L178 195L180 196L179 197V199L177 200V202H178V205H180V203L181 202H183L182 200H184V197H183V191L181 192ZM184 189V190H185ZM205 189V188H204ZM158 190V189H157ZM157 190H155V192L157 191ZM201 190V191H200ZM40 191H41V189H40ZM44 191V190H43ZM159 191V190H158ZM186 191V190H185ZM184 191V193H186ZM39 192V191H38ZM166 192V191H165ZM164 192V193H165ZM216 192V191H215ZM41 193V192H40ZM45 193V192H44ZM47 193V192H46ZM37 194V193H36ZM35 194V195H36ZM122 195H123V197H125V195H127V194H125V193H121ZM174 195H175V193H173ZM161 195V194H160ZM38 196H39V194H38ZM45 196V195H44ZM43 196V197H44ZM47 196V195H46ZM172 196V195H171ZM177 196V195H176ZM209 196V197H208ZM35 197V196H34ZM48 197V196H47ZM62 197V198H61ZM165 197V196H164ZM170 197V196H169ZM194 197V196H193ZM200 197V196H199ZM240 197V196H239ZM28 198V199H27ZM103 197L102 196H100L98 193H96V194H93V197L91 198V199H93V200H95V201H97L98 203H97V206L96 207H93V212H95L96 213V211H98L97 209H100L102 206H103V203L104 202H102L103 201V199H102ZM126 198V197H125ZM162 198V197H161ZM168 198V197H167ZM177 198V197H176ZM191 198H192V196H191ZM195 198V197H194ZM201 198V197H200ZM205 198H203V199H205ZM241 198V197H240ZM35 199V198H34ZM48 199V198H47ZM46 199V200H47ZM102 199V200H101ZM165 199V198H164ZM171 199H172V201H171ZM29 200V204H28V201ZM45 200V201H46ZM124 200V199H123ZM264 200V199H263ZM94 201V202H95ZM122 201V200H121ZM238 201H240V200H237L236 202H238ZM242 201V200H241ZM241 201L239 202V205H243V204H240L241 203ZM42 203H44V201L42 200L41 201ZM46 203V204H47ZM166 203V204H167ZM185 203V202H184ZM264 203V202H263ZM36 204V203H35ZM38 204V203H37ZM45 204V203H44ZM45 204V205H46ZM177 204V203H176ZM183 204V203H182ZM194 204V203H193ZM192 204V205H193ZM39 205V204H38ZM43 205V204H42ZM41 205V203H40V206L39 207H41L42 206ZM44 205V206H45ZM57 205H59L60 206V204H57ZM185 205V204H184ZM174 206V205H173ZM177 206V205H176ZM179 207V206H178ZM184 207V206H183ZM182 207V208H183ZM242 207V206H241ZM240 207V208H241ZM123 208V207H122ZM176 208V207H175ZM40 209V210H39ZM88 209V208H87ZM90 209V208H89ZM88 209V210H89ZM178 209H180V207L178 208ZM91 210V209H90ZM89 210V211H90ZM122 210V209H121ZM173 210H174V208H173ZM172 210V211H173ZM183 210V209H182ZM243 210V209H242ZM85 211V210H84ZM178 211V210H177ZM210 211V210H209ZM244 211H245V209H244ZM83 212V211H82ZM86 213L88 212V211H85ZM84 212V213H85ZM211 212H213V211H211ZM211 212H207V213H211ZM83 213V214H84ZM123 213V212H122ZM126 213V212H125ZM179 213V212H178ZM177 213V214H178ZM217 213V212H216ZM215 213V214H216ZM220 213V212H219ZM221 213H224V212H221ZM242 213V212H241ZM82 214V213H81ZM80 214V215H81ZM130 214V213H129ZM201 214V213H200ZM86 215V214H85ZM94 215V214H93ZM92 215V216H93ZM96 215V214H95ZM209 215H213V213H211V214H209ZM87 216V215H86ZM70 217V216H69ZM78 217V216H77ZM82 218L84 217V216H81ZM91 217V216H90ZM93 217H95V216H93ZM98 217V216H97ZM108 217H109V215H108ZM112 217V216H111ZM111 217H109V218H111ZM131 217V216H130ZM66 218V217H65ZM68 218V217H67ZM76 218V217H75ZM75 218H74V220H75ZM82 218H78V220L79 219H81L82 220ZM87 218V217H86ZM86 218L84 219V220H86ZM107 218V217H106ZM167 218V217H166ZM63 219V218H62ZM73 219V218H72ZM67 220H69V219H67ZM128 220H130V219H128ZM172 220V219H171ZM64 221H66V220H63L62 222H64ZM70 221H71V219H70ZM94 221H96V217H95V220ZM94 221H93V223H94ZM97 221H99L98 219H97ZM84 222H86V221H84ZM88 222V221H87ZM86 222V223H87ZM129 222V223H130ZM179 222V221H178ZM177 222V223H178ZM181 222V221H180ZM66 223V222H65ZM69 223V222H68ZM79 223H81V222H79ZM86 223H84V224H86ZM88 223V224H89ZM124 223V222H123ZM61 224H63L62 225V227H61ZM67 224V223H66ZM83 224V223H82ZM230 226L232 227L233 225L232 224H230ZM238 226V225H237ZM125 227V228H124ZM186 227V226H185ZM229 228V229H231V230H235L234 228H237V227H232V228ZM69 228V229H68ZM190 227H186V229H189ZM61 230V236H63V238L64 237H66V238H64V240H62V239H60V238H57L53 243L54 244H52V246L48 249V237H47V232L46 231H50V230H53V231H57V230ZM111 229H113V230H111ZM186 229H185V231H186ZM200 229H203V230H206L204 227H201ZM116 230V231H117ZM120 230H118V231H120ZM199 230V228H196V230L195 231H198ZM66 231L68 232V231H71V232H69V233H71V235H72V233H74V235L72 236V237H70L69 235H67L66 234ZM101 231V230H100ZM103 231V230H102ZM117 231V232H118ZM188 231V230H187ZM79 232H81V234L79 233ZM94 232V233H93ZM112 232V233H113ZM123 232H125V231H123ZM32 233V232H31ZM76 233V234H75ZM111 233V234H112ZM119 233V232H118ZM134 233H135V231H134ZM133 233V234H134ZM101 234H102V232H101ZM105 234V233H104ZM31 235V234H30ZM94 235V236H95ZM100 235V234H99ZM106 235V234H105ZM37 236H38V232H37ZM107 236V235H106ZM113 236H114V234H113ZM121 236V235H120ZM127 236V235H126ZM27 237V238H28ZM32 237H34V236H32ZM32 237H31V239H32ZM97 237H99V236H97ZM101 237V236H100ZM118 237V236H117ZM122 237H124V235L123 236H121V238ZM129 237H130V234H129ZM30 238V237H29ZM120 238V239H121ZM35 239V238H34ZM88 239H89V237H88ZM97 239V238H96ZM96 239H95V237H94V240L96 241ZM103 239V238H102ZM124 239V238H123ZM166 239V240H165ZM61 240L62 241H64V242H61ZM93 240V241H94ZM99 240V239H98ZM128 240V239H127ZM126 239H125V244H128V243H126V241H127ZM131 240V239H130ZM137 240V239H136ZM163 240V241H162ZM92 241V242H93ZM133 241V240H132ZM21 242V241H20ZM90 242V241H89ZM88 242V243H89ZM92 242H90V244L92 243ZM121 243V242H120ZM213 243V242H212ZM232 245L233 244H237V245H241V243L239 242V240H237V239H234L232 242ZM230 243V244H231ZM5 244V245H4ZM90 244H88V245H90ZM208 244H210V243H208ZM214 244V243H213ZM213 244H212V246H213ZM220 244V243H219ZM219 244H216L217 245V247H218V245ZM92 245V244H91ZM124 245V244H123ZM211 245V244H210ZM69 246H74L75 248H74V250H75V260L73 261L72 260V257H71V255H69L71 258H69V256L67 255V253L69 252L68 250H67V247L68 248H71V247H69ZM122 246V245H121ZM28 247V245L26 246V248ZM134 247V246H133ZM167 247V248H166ZM214 247H215V245H214ZM241 247V246H240ZM166 248V249H165ZM73 249V248H72ZM165 249V250H164ZM199 249V248H198ZM216 249H218V248H216ZM221 249V248H220ZM19 250V249H18ZM29 250V249H28ZM68 251L67 253L65 252V251ZM168 250V249H167ZM170 250H172V249H170ZM169 250V251H170ZM177 250V251H178ZM197 250V249H196ZM215 250V249H214ZM39 251V250H38ZM140 251H141V249H140ZM173 251H174V249H173ZM178 251V252H179ZM225 251V250H224ZM163 252V253H164ZM175 253H176V251H174ZM240 252V251H239ZM99 253H100V251H99ZM166 253V252H165ZM167 253H169L168 251H167ZM174 253V254H175ZM223 253H225V252H223ZM33 254V255H32ZM32 254H31V256L33 257V258H35V256H39V252H38V254H36V252H32ZM170 254V253H169ZM168 254V255H169ZM171 254H173L172 253V251H171ZM208 254V255H209ZM164 255V254H163ZM207 256V255H206ZM246 256V255H245ZM244 256V258L245 259H243V257L241 258V259H243V260H246L247 258V256L245 257ZM73 257V258H74ZM169 257V256H168ZM173 257H175V255L173 256ZM232 257V256H231ZM231 257H229L228 259H230ZM38 258V257H37ZM36 258V259H37ZM153 258V257H152ZM165 258V257H164ZM208 258V257H207ZM166 259V258H165ZM172 259V258H171ZM20 260V259H19ZM31 260H33V259H31ZM174 260H176V259H174ZM203 260H206V257L204 256V259ZM202 259H201V261H203ZM35 260H33V262H34ZM168 261H170V260H168ZM167 261V264H174L173 262V260L171 261V262H168ZM201 261H199L200 263H201ZM206 261H208V259L206 260ZM229 261V260H228ZM232 261V260H231ZM239 261H241V260H239ZM78 262V263H77ZM98 262V264H102V262L100 261V259H99V261H97ZM145 262V261H144ZM210 262V260L208 261V263ZM230 262V261H229ZM143 263V262H142ZM177 263V264H178ZM198 263V262H197ZM196 263V264H197ZM211 263V264H212ZM18 264H22V261L20 260L19 261V263ZM73 264V263H72ZM130 264V263H129ZM232 264V263H231Z\"/></svg>",
  "mask_w": 264,
  "mask_h": 264
}]
</instances>
